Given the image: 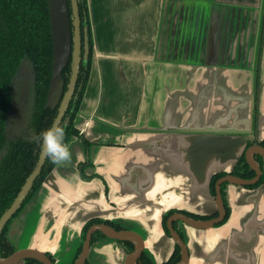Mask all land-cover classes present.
Instances as JSON below:
<instances>
[{
  "label": "crops",
  "instance_id": "crops-1",
  "mask_svg": "<svg viewBox=\"0 0 264 264\" xmlns=\"http://www.w3.org/2000/svg\"><path fill=\"white\" fill-rule=\"evenodd\" d=\"M86 5L93 47L74 119L80 136L68 142L70 162L54 166L8 237L15 250L72 264L83 222L103 215L138 234L153 263L163 264L173 244L162 215L213 213L209 175L230 172L253 137L264 0ZM262 110L264 118V93ZM226 199L225 223L209 230L179 225L188 264H264L262 191L228 185ZM126 256L104 239L87 258L125 264Z\"/></svg>",
  "mask_w": 264,
  "mask_h": 264
},
{
  "label": "trees",
  "instance_id": "trees-1",
  "mask_svg": "<svg viewBox=\"0 0 264 264\" xmlns=\"http://www.w3.org/2000/svg\"><path fill=\"white\" fill-rule=\"evenodd\" d=\"M77 4L80 21L86 31L89 54L86 65L80 68L77 81V87H79L77 90V98L69 107L68 114L66 115L68 117L67 123L62 124L65 127V141L67 143L71 140L72 136H80L79 131L74 127L73 121L88 79L93 47L86 0H77ZM52 54V37L47 0H0V217L16 197L20 187L37 162L40 152V146L33 138L29 142H17L15 144L8 142L6 139L7 114L10 111L12 102L11 84L21 64L27 61L30 64L35 91L34 113L32 114L30 123L34 137L51 125L55 115V110H52L54 108L45 106L51 77ZM69 71V66L65 67L62 71L61 77L65 84L68 81ZM82 140L87 146V140L83 137ZM258 144L264 148V140ZM253 159L261 168V176L256 184L244 186L243 188H262L264 194V159L257 155H253ZM54 166L55 164L49 158H46L40 174L12 219L18 215L23 206L32 198L46 176L53 170ZM79 168H81V165H79ZM227 174L242 179H250L254 176L253 171L250 170L245 161L244 151L237 158L231 172H219L211 177L209 181V192L212 197H214L215 181ZM225 186L226 184L222 188L224 189ZM222 196L225 209L223 223H225L229 218L230 208L228 207L226 194L223 190ZM172 212L173 210H168L164 213L161 224H165L167 217ZM95 224H106L116 231L124 230V228L106 218L92 217L87 219L82 225L80 245L75 253L72 264H74L81 252L82 242L84 241L87 230ZM8 226L9 223L4 226L0 233V256L2 257L9 256L15 251L14 246L8 238ZM177 232L182 236L180 230H177ZM104 238L100 233H94L90 248ZM118 243L125 246L128 252L134 249V244L130 241L118 240ZM46 256L54 263L50 254H46ZM179 260V249L176 247L173 256L164 264H177ZM23 264L40 263L32 259H26L23 261ZM84 264H90L89 260L87 259ZM133 264L154 263L147 255L142 253Z\"/></svg>",
  "mask_w": 264,
  "mask_h": 264
},
{
  "label": "water",
  "instance_id": "water-1",
  "mask_svg": "<svg viewBox=\"0 0 264 264\" xmlns=\"http://www.w3.org/2000/svg\"><path fill=\"white\" fill-rule=\"evenodd\" d=\"M69 1L71 4V12H72V19H73L74 33H75V36L73 39L74 40V50H73L72 70H71V76H70L68 89L59 107L57 116L54 119V121L57 123H61V120L65 114V111L67 110L69 101L71 100L72 94L75 89V85H76L78 74H79V67L81 63V59L79 56L80 54V48H79L80 47V21H79V14H78V4H77V0H69ZM47 4H48V11H49V18H50L53 54H52L51 77H50L45 106L53 108L55 105H57L58 101L60 100L63 94L64 84H63V79L61 77V74H62L64 67L68 63L70 54H71V30H70L68 8H67V0H47ZM263 45H264V37H263V31H262L261 36H260V46H259L258 58H257L258 66H257L256 91H255L254 134H253V137L249 139V142L252 143V145L249 148H247L244 153L246 163L248 164L250 169L255 173V177L251 180H242V179L230 176L228 174L227 176L221 178L220 180L216 182L215 196L212 197L209 192V181L214 174L219 173V172H213L211 175H209V178H208L207 192H208V195H209V198L212 204L215 207L214 214H216L217 217L211 220L197 221L183 214L177 213V214L172 215L168 219L167 229L170 233V238L172 239L173 243L176 244L180 249V260L177 264H188L189 255H188L187 247L185 246L183 241L180 239L178 234L173 230L172 222L177 220L183 223L184 225L190 228L196 229V230L212 229L214 225L221 223L225 216L223 198L220 192L221 184L227 183L230 185H235V186H239L243 188L244 186L254 185L258 181L261 175V170L259 166L257 165V163L254 161L253 154H257L260 157L264 158V148L260 147L258 144L260 141L264 140V137L262 135L263 126H264L263 125L264 118H263V110H262V99H263V93H264ZM87 54H88V48L85 47L84 60H86ZM22 97H24L23 94H21L20 103L21 101H23ZM17 118L18 116L15 118V123H13V126L10 132L7 134V138H9L12 129L14 130L16 128ZM243 151H241L237 155V157H235L234 159L235 162ZM46 158L47 157L42 155L41 149H40L37 162L35 163L31 173L26 178L25 182L23 183L21 189L17 193L16 197L14 198L10 206L4 211V213L0 217V233L2 229L4 228V226L9 222V220L13 217V215L21 207L27 194L31 190L34 181L40 174V171L45 163ZM257 189H259L263 193L262 188H257ZM92 217L105 218V216L103 215H96ZM162 217H161V221H162ZM95 232H99L105 237L110 238V239L122 240V241L126 240L134 244L135 249L127 255L125 264H133V262L137 258L140 257L143 251V248H144L143 240L138 234L134 232H130V231H125V230L116 231L110 228L109 226H107L106 224H97V225L91 226L87 230L85 234V239L82 243L81 252L78 255L77 259L75 260L74 264H84L85 261L87 260V257L90 251L91 238ZM26 259L35 260L39 262L40 264H55L49 259V257L46 256L45 253L40 252L38 250H34V249L15 250L9 256H6V257L0 256V264H23V261Z\"/></svg>",
  "mask_w": 264,
  "mask_h": 264
},
{
  "label": "flooded vegetation",
  "instance_id": "flooded-vegetation-1",
  "mask_svg": "<svg viewBox=\"0 0 264 264\" xmlns=\"http://www.w3.org/2000/svg\"><path fill=\"white\" fill-rule=\"evenodd\" d=\"M67 8H68V14H69V22H70V30H71V54H70V58H69V61L67 63V66H69L70 68V71H69V77H68V81L67 83L65 84L64 81H63V84H64V88H63V94L60 98V100L58 101L57 105H55L52 109V110H55V115H54V118L52 120V123L54 121V119L56 118L57 116V113H58V110H59V107L63 101V98H64V95L65 93L67 92V89H68V85H69V81H70V76H71V70H72V60H73V50H74V36H75V33H74V25H73V19H72V12H71V4H70V1L67 0ZM78 14H79V10H78ZM79 21H80V16H79ZM85 47L88 48V41H87V37H86V31H85V27L84 25L82 24V22L80 21V59H81V63H80V67H79V72H80V68L81 66H85L86 65V62H87V57H88V54H89V51H88V54L86 56V60H84V53H85ZM89 50V49H88ZM64 67V68H65ZM64 70V69H63ZM62 76V74H61ZM79 76V74H78ZM16 78H20L19 81L17 82L15 79ZM77 81H78V78H77ZM16 86L15 90L13 91V86ZM22 89V90H21ZM79 89V87H77V82H76V85H75V89H74V92L72 94V97H71V100L69 101V105L67 107V110L65 111V114L61 120V123L60 124H66L67 121H68V117L66 116L68 114V110H69V107L71 104H73V102L75 101V99L77 98V90ZM21 94L24 95V97H22V100L21 103H20V99H21ZM24 98V99H23ZM11 99H12V102H11V105H10V111L8 112L7 114V122H6V139L8 142H11L13 144L17 143V142H29L31 141V139L33 138V130H32V127L30 125L31 123V118H32V114L34 113V99H35V91H34V82H33V78H32V73H31V69H30V64L27 62V61H24L22 64H21V67L19 68L17 74L15 75L13 81H12V84H11ZM19 106V107H18ZM78 112V111H77ZM77 115V113H76ZM75 115V117H76ZM18 116L17 120H16V128L10 133V136L9 138H7V134L10 132L12 126H13V123H15V118ZM74 117V119H75ZM51 123V124H52ZM73 124H74V121H73ZM75 127V126H74ZM73 137V136H72ZM71 137V138H72ZM250 142H247L248 145H246L245 149H244V153L246 151L247 148H249L252 143ZM85 144V143H84ZM86 146V145H85ZM89 144L86 146V148H88ZM253 155H257V154H253ZM258 157H260L259 155H257ZM245 157V156H244ZM262 158V157H260ZM264 159V158H262ZM246 161V160H245ZM81 165V168L84 167V164H79ZM78 165V167H79ZM248 165V164H247ZM250 168V167H249ZM260 168V166H259ZM251 170V169H250ZM261 170V168H260ZM232 171V170H231ZM230 171V172H231ZM252 171V170H251ZM31 173V172H30ZM254 173V172H253ZM228 175V174H227ZM225 175V176H227ZM230 176H233L231 174H229ZM225 176H222L220 178H218L216 181H215V184L218 180H220L221 178L225 177ZM261 176V175H260ZM233 177H236V178H239L237 176H233ZM255 177V173H254V176L250 179H242V178H239V179H242V180H251ZM260 178V177H259ZM259 180V179H258ZM258 182V181H257ZM256 182V183H257ZM255 183V184H256ZM215 184H214V196H215ZM226 184L225 188L223 189L222 186ZM23 185V184H22ZM230 185V184H227V183H222L221 186H220V192H221V196H222V190L225 192L226 194V188L227 186ZM22 187V186H21ZM20 187V189H21ZM19 189V190H20ZM252 189H257V188H252ZM252 189H249V190H252ZM19 192V191H18ZM223 198V196H222ZM227 200V199H226ZM224 205V203H223ZM24 207V206H23ZM229 207V206H228ZM170 210H173L172 214L169 215L165 221V224L162 223V228L164 230V232L166 233V235L170 238V233L167 229V221L168 219L174 215V214H177V213H180V214H183L187 217H190L191 219H194V220H197V221H205V220H211V219H215L217 217L216 214H213L209 215V216H195V215H190V214H187V213H184V212H180V211H176L174 209H170ZM225 210V209H224ZM225 218V216H224ZM12 219V218H11ZM10 219V220H11ZM9 220V225L11 224L12 220L10 221ZM224 220V219H223ZM113 222V221H112ZM7 223V224H8ZM119 226H121L122 228H124L125 231H127V229L119 224V223H116V222H113ZM6 224V225H7ZM180 224H183L181 223L180 221H173L172 222V227H173V230L178 234V236L180 237V239L183 241V243L185 244V241H184V236H183V233L179 227ZM223 224V221L217 225H214V227L216 226H219ZM97 225V224H95ZM184 225V224H183ZM93 226V225H92ZM108 226V225H107ZM186 226V225H185ZM91 227V226H90ZM89 227V228H90ZM9 228V226H8ZM177 230H180L182 236L179 235V233L177 232ZM122 231V230H120ZM96 233V232H95ZM99 233V232H98ZM8 234V233H7ZM101 234V233H100ZM102 235V234H101ZM93 236V235H92ZM104 236V235H103ZM105 237V236H104ZM9 238V237H8ZM85 239V238H84ZM92 239V238H91ZM104 239H110V238H107L105 237ZM102 239V240H104ZM171 239V238H170ZM100 240V241H102ZM114 240V239H112ZM100 241H98L95 245H97ZM118 245L119 247H121L123 249V251L128 255L129 253L131 252H128L127 251V248L123 245H121L120 243H118V240H114ZM172 241V239H171ZM11 242V241H10ZM83 243V242H82ZM91 244V242H90ZM172 244H173V251L172 253L170 254V256L166 259V261H169L170 258L173 256V254L175 253V248L177 247L179 249V247L173 243L172 241ZM13 245V244H12ZM95 245L93 247H95ZM176 246V247H174ZM186 246V245H185ZM92 247V248H93ZM90 248V250L92 249ZM82 249V248H81ZM135 249V247H134ZM133 249V250H134ZM90 252V251H89ZM142 253H144L145 255H147L149 257V255L143 250ZM141 253V255H142ZM140 255V256H141ZM179 255H180V249H179ZM127 257V256H126ZM150 258V257H149ZM88 259V258H87ZM151 259V258H150ZM152 261V260H151ZM165 261V262H166ZM153 262V261H152ZM163 262V264L165 263Z\"/></svg>",
  "mask_w": 264,
  "mask_h": 264
},
{
  "label": "clouds",
  "instance_id": "clouds-1",
  "mask_svg": "<svg viewBox=\"0 0 264 264\" xmlns=\"http://www.w3.org/2000/svg\"><path fill=\"white\" fill-rule=\"evenodd\" d=\"M65 136V127L53 121L33 139L40 146L42 155L49 158L53 164L60 166L71 160V146L65 141Z\"/></svg>",
  "mask_w": 264,
  "mask_h": 264
},
{
  "label": "rangeland",
  "instance_id": "rangeland-1",
  "mask_svg": "<svg viewBox=\"0 0 264 264\" xmlns=\"http://www.w3.org/2000/svg\"><path fill=\"white\" fill-rule=\"evenodd\" d=\"M20 78H16L15 80L18 82ZM16 86H13V91L15 90Z\"/></svg>",
  "mask_w": 264,
  "mask_h": 264
}]
</instances>
